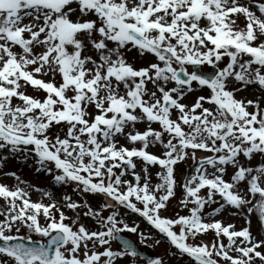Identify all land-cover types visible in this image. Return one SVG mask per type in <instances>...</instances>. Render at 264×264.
Returning a JSON list of instances; mask_svg holds the SVG:
<instances>
[{
	"label": "snow or ice",
	"instance_id": "obj_1",
	"mask_svg": "<svg viewBox=\"0 0 264 264\" xmlns=\"http://www.w3.org/2000/svg\"><path fill=\"white\" fill-rule=\"evenodd\" d=\"M9 156L81 199L7 174L0 264H264V0H0Z\"/></svg>",
	"mask_w": 264,
	"mask_h": 264
},
{
	"label": "rangeland",
	"instance_id": "obj_2",
	"mask_svg": "<svg viewBox=\"0 0 264 264\" xmlns=\"http://www.w3.org/2000/svg\"><path fill=\"white\" fill-rule=\"evenodd\" d=\"M196 94L197 93H193L191 96L188 97V99L192 100ZM241 95H246V93H241ZM152 150L155 151L154 148ZM190 163H191L190 161L188 163H181L177 167L176 179H177L178 184L183 183V181L186 177V173H188V171H191L192 168L189 167ZM13 172L16 173L21 178V180L25 181L28 185L34 186V190L31 193V197L33 200H39L41 198V192L36 191L35 189L50 191V192H52L53 196L57 199L61 198L62 195L65 193L73 195L74 199H81V197L72 193V188L70 186H61V185L55 184L49 175H47L44 172L36 171V168L34 167L33 162L31 160L26 162L22 158L17 159V158H13L11 156H9L7 159H0V183L7 184L9 186L16 184L15 178L11 175H7V174L13 173ZM190 174H191V172H190ZM180 193H181V190L178 187L177 193H176L177 197H179ZM91 202L93 205L97 204V201L95 199H91ZM214 207H216V205H212L211 207H207L205 209V211L211 212L212 208H214ZM168 208H169V211L167 213L168 215H174L176 212L180 211L179 207L177 206V200L176 199L171 200ZM233 211H234V209L225 208V209L221 210V212L218 213L214 218L215 219H221L222 221L227 222V223H232L238 229L239 227H241L243 225L244 222H243L241 217L233 216L232 215ZM68 214L70 216L72 215V213H70V212ZM181 214H183V213H181ZM82 222L85 223L86 225L90 226V227L94 223L93 221H91L90 218H83ZM129 222L130 223L134 222L136 224H139L140 230H142V231H148L150 228V226H148L146 224V222L142 221V219L139 218L136 214L129 213ZM252 230H253L254 235L257 232L264 233V229L259 228L257 226V222L255 220H253ZM124 236H127L128 238L136 241L137 244L140 245V247H145L147 249H150V250L154 251L157 255L165 256L166 259H168V257L166 256V252L168 249V245L166 242L161 243V245L158 247L149 248V247H146L145 245L139 243V239H138L137 234L124 233ZM212 238H213L212 233H209L206 236L201 237V239H203L205 241H211ZM148 243L151 244L152 241H148ZM116 247H118V244H116L114 242L113 248H116ZM137 264H145V262L143 260L137 258ZM171 264H187V258H181L179 256H174L171 258Z\"/></svg>",
	"mask_w": 264,
	"mask_h": 264
},
{
	"label": "bare ground",
	"instance_id": "obj_3",
	"mask_svg": "<svg viewBox=\"0 0 264 264\" xmlns=\"http://www.w3.org/2000/svg\"><path fill=\"white\" fill-rule=\"evenodd\" d=\"M108 203H111V201H108Z\"/></svg>",
	"mask_w": 264,
	"mask_h": 264
},
{
	"label": "water",
	"instance_id": "obj_4",
	"mask_svg": "<svg viewBox=\"0 0 264 264\" xmlns=\"http://www.w3.org/2000/svg\"><path fill=\"white\" fill-rule=\"evenodd\" d=\"M138 250V249H137ZM139 251V250H138Z\"/></svg>",
	"mask_w": 264,
	"mask_h": 264
}]
</instances>
